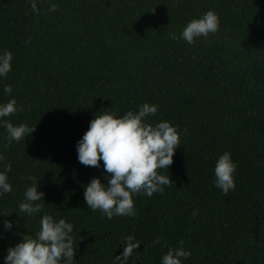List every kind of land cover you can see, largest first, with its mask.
<instances>
[{"label": "trees", "instance_id": "16d2710c", "mask_svg": "<svg viewBox=\"0 0 264 264\" xmlns=\"http://www.w3.org/2000/svg\"><path fill=\"white\" fill-rule=\"evenodd\" d=\"M36 3L33 12L30 0H0V52L12 54L0 102L14 97L19 108L0 119L34 126L7 142L0 125V169L11 166L12 185L0 222L17 221L0 238V264L44 212L73 225L72 264H112L129 234L141 242L129 264H160L168 246L190 251L182 264H264V0ZM208 9L216 32L191 44L172 38ZM145 102L157 105L150 123L167 120L179 133L172 163L159 170L171 181L134 195V216L108 219L83 198L91 177L105 180L102 164H81L75 145L99 111L122 115ZM226 150L235 162L227 194L213 172ZM29 176L45 203L25 218L16 212Z\"/></svg>", "mask_w": 264, "mask_h": 264}, {"label": "clouds", "instance_id": "9594fccd", "mask_svg": "<svg viewBox=\"0 0 264 264\" xmlns=\"http://www.w3.org/2000/svg\"><path fill=\"white\" fill-rule=\"evenodd\" d=\"M30 7L36 12V0H30ZM51 4L49 10L55 9ZM218 15L211 9L200 16L190 19L179 33L173 34V39L183 38L191 44L195 37H207L217 31ZM12 54L8 50L0 52V77L5 76L11 68ZM4 93L11 91L10 85L5 84ZM15 98L0 102V117H7L18 111ZM157 112L156 104L147 102L139 105L135 111L129 109L122 115L115 112L99 111L90 119L87 129L76 142L77 160L86 166L100 167L102 164L105 180L93 176L83 186V198L87 208L99 209L108 219L114 215L134 216L133 196L139 193L151 196L154 192L163 191L162 185L171 180L161 169H168L172 163L173 153L180 144L179 133L175 125L167 120L150 123L146 117ZM6 131V141H19L33 131L21 122L0 119ZM7 144H5V147ZM4 159L0 154V161ZM11 170L9 164L0 169V196L12 190L7 173ZM235 162L229 151L219 154L214 163V184L223 193L234 188ZM25 186L23 199L18 202V216H35L41 213L44 206V193L38 190L37 180ZM0 214L7 215L2 209ZM15 219H4L0 224V238L5 231L12 229ZM73 225L65 218L54 219L47 212L40 215L39 228L34 234L27 232L22 238L7 247L2 257L4 264H72L75 248L73 247ZM141 242L134 235L123 237L122 251L113 255L112 264H129V255L133 254ZM183 245V241H178ZM190 251L184 247L168 246L160 257V264H182L181 258H187Z\"/></svg>", "mask_w": 264, "mask_h": 264}]
</instances>
